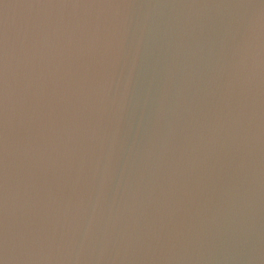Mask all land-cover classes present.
Returning <instances> with one entry per match:
<instances>
[{
	"label": "water",
	"instance_id": "95a60500",
	"mask_svg": "<svg viewBox=\"0 0 264 264\" xmlns=\"http://www.w3.org/2000/svg\"><path fill=\"white\" fill-rule=\"evenodd\" d=\"M0 264H264V0H0Z\"/></svg>",
	"mask_w": 264,
	"mask_h": 264
}]
</instances>
